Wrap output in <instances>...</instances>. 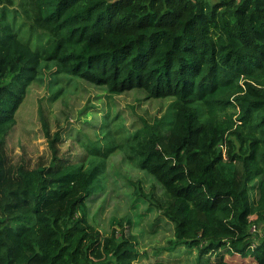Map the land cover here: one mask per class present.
Segmentation results:
<instances>
[{"label":"trees","instance_id":"1","mask_svg":"<svg viewBox=\"0 0 264 264\" xmlns=\"http://www.w3.org/2000/svg\"><path fill=\"white\" fill-rule=\"evenodd\" d=\"M19 1L0 0V264H134L135 242L89 220L115 151L164 190L140 194L174 224L151 264H264V0ZM47 71L67 79L55 99L77 80L172 107L134 132L105 122L79 161L44 120L50 160L12 163L17 112Z\"/></svg>","mask_w":264,"mask_h":264},{"label":"rangeland","instance_id":"2","mask_svg":"<svg viewBox=\"0 0 264 264\" xmlns=\"http://www.w3.org/2000/svg\"><path fill=\"white\" fill-rule=\"evenodd\" d=\"M17 6L19 0H14ZM239 1V0H238ZM56 73V69L52 71ZM45 72L44 81L35 83L16 115V125L7 141V152L12 163L23 159L35 167L51 158L49 142L43 131L46 120L52 132L61 134L59 150L72 161L81 160L86 154L85 145H99L102 131L119 126L123 131L134 132L144 123H152L164 116L172 107L170 99L147 100L136 91L110 95L104 88L81 81H70L62 97L53 98V92L67 83L62 75ZM56 80V84L50 80ZM70 85V86H69ZM119 131V130H118ZM112 133L119 138V132ZM104 190L90 202V222L104 237L113 228L136 243L138 256L134 264H151L166 258L158 251L174 240V224L158 211L149 209L148 195L152 188L163 194V188L147 172L130 161L124 153L115 151L106 159L103 175ZM140 186L143 192L138 189ZM92 256L104 257L97 247ZM196 253L176 257L182 264H194ZM234 264H257L248 256L230 259Z\"/></svg>","mask_w":264,"mask_h":264}]
</instances>
